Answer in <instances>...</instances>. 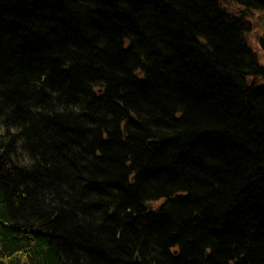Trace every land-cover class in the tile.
<instances>
[{
	"label": "trees",
	"instance_id": "obj_1",
	"mask_svg": "<svg viewBox=\"0 0 264 264\" xmlns=\"http://www.w3.org/2000/svg\"><path fill=\"white\" fill-rule=\"evenodd\" d=\"M253 12L0 0V264H264Z\"/></svg>",
	"mask_w": 264,
	"mask_h": 264
},
{
	"label": "rangeland",
	"instance_id": "obj_2",
	"mask_svg": "<svg viewBox=\"0 0 264 264\" xmlns=\"http://www.w3.org/2000/svg\"><path fill=\"white\" fill-rule=\"evenodd\" d=\"M236 7H239L235 4ZM250 23V31L245 34V40L250 49H252L258 57L259 65L264 69V49L260 44V39L264 35V15L262 12H253L248 17ZM260 83L264 84V75L260 77Z\"/></svg>",
	"mask_w": 264,
	"mask_h": 264
},
{
	"label": "water",
	"instance_id": "obj_3",
	"mask_svg": "<svg viewBox=\"0 0 264 264\" xmlns=\"http://www.w3.org/2000/svg\"><path fill=\"white\" fill-rule=\"evenodd\" d=\"M145 206H146V208H147L148 210L151 209V205H150V203H147ZM135 260L138 261L137 256L135 257Z\"/></svg>",
	"mask_w": 264,
	"mask_h": 264
}]
</instances>
